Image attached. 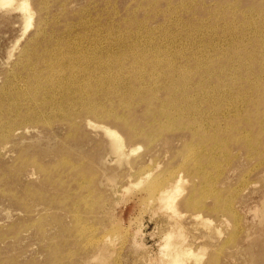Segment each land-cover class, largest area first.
I'll list each match as a JSON object with an SVG mask.
<instances>
[{
    "label": "rangeland",
    "instance_id": "rangeland-1",
    "mask_svg": "<svg viewBox=\"0 0 264 264\" xmlns=\"http://www.w3.org/2000/svg\"><path fill=\"white\" fill-rule=\"evenodd\" d=\"M211 1L212 0H186V1L185 0L184 1L183 0H178V1L177 0H168V1L167 0H156V1L155 0H133V1L132 0H53V1L52 0H49V1L48 0H28L29 8L33 11V13L35 12L36 13L33 15V27L30 28L24 35H23V22L21 19V13L17 11L6 12L0 9V126H1L0 131L3 132L5 130L3 134L0 132V146H2V142L4 141V138L6 141H13L10 147L4 150L0 148V177H1L0 178V188L2 187L0 189V239H1L0 240V264H159L160 260L162 261L164 259V258L163 259L161 258L160 248L165 241L163 240L165 234L169 232L170 224H171L170 229L174 228L176 224L180 225V227L183 226L185 230L182 228L181 229L184 230L183 232L185 234L184 233L183 234L185 237L184 239L182 238L180 239L181 242H183V244L187 246H191L192 250L196 253L198 252L197 255L200 256L198 257L196 255L197 258L193 257L192 259H190V261H188L187 264H198V261L202 263L203 260H204L203 264H213V263L214 264H264V221H263L264 220V145H263L264 144V118H263L264 116V93H263L264 92V89H263L264 87V76H263L264 74V71H263L264 70V67H263L264 66L263 65L264 64V45H262L264 44V37H263L264 35H262L264 33L263 32L264 31V0H261V2L258 0H216V1L213 0V2ZM46 2H48L47 6H46ZM232 2L234 4H232ZM182 3H184V5ZM223 3L226 7L223 5ZM169 4L171 6H169ZM251 5H253V7ZM143 6L146 7V9H144ZM220 6L221 8H219ZM230 6L233 8H231ZM42 7L43 8L47 7V8H45L46 10L45 9L43 10ZM103 8H105L106 11ZM110 9L112 11H110ZM185 9H188V10L190 9V10L189 11L187 10L186 12ZM257 9H260V10H257ZM180 11L182 13H179ZM219 11L221 12L219 13ZM37 12H40V13H37ZM175 13L177 14L175 15ZM220 14H223V15H220ZM260 14L263 16H261ZM174 15L178 18L175 19L176 17ZM194 15L197 17V19ZM247 16H249L248 17L249 19L247 18ZM168 17H170V19ZM183 18H184L185 23H183ZM223 18L224 20H226V22L223 20ZM231 18L233 20H231ZM220 19H221V22H220ZM241 19L244 20L243 23ZM137 22L139 23L137 24ZM223 22L224 24H222ZM239 23H240V26H239ZM200 24L202 26V29L200 28L201 30L199 29V27H201ZM242 24L244 26H242ZM144 25H147V26H144ZM230 25H231V28H229ZM227 27L229 28V30ZM238 27L240 28V30L238 29ZM248 27L251 28L252 30L251 29L249 30ZM254 28L255 29L257 28V29L255 30ZM225 30H228V31H225ZM241 30L244 33V36H246L245 38L248 37L247 39L244 38ZM137 31L139 32V35ZM221 31H222V34H221ZM214 33L219 34V35H215ZM227 33H230V34H227ZM236 35L239 39L235 37ZM249 35L251 36L253 35V37ZM218 36L222 37L223 39ZM225 36H226V40H225ZM200 37H202V39ZM241 37L243 38L241 39ZM257 37L259 39L256 40ZM230 39L231 41H229ZM244 39L247 41H245ZM32 41H34V43ZM209 41H212V43ZM217 41H220V42H217ZM208 42L211 44V46ZM233 42H236V43H233ZM249 44L250 46H248ZM77 45L80 46V51L82 50L81 51L82 54H87V52H89V54H87V56H89L88 57L89 58L88 63L90 62L89 64L88 63H83L81 65L79 64L78 68H70L67 70L68 68L66 67L68 65L67 62L58 64V63H55L53 59L51 58L49 60V56L47 55L49 54V52L51 53L53 51H57V52L61 51L60 53L64 55L69 54V53H70L69 55H72L73 53H75V47ZM231 46H232V49H231ZM256 46L258 47L256 48ZM14 47H15L14 49L15 52L13 51V56L9 57V52ZM28 49L30 50V52ZM245 49L247 50L245 51ZM191 50L195 53H193ZM261 50L263 52H260ZM156 53L158 54L160 53V56L161 55L167 56L170 60H169L168 65H166L165 67L163 66L159 67L160 69L157 68V71H155V73L161 76L163 75L165 71H167V69L170 71L174 70L176 72L173 71L174 73L173 77H176L174 78L176 80H178L177 77L180 76L181 78V76L186 73L187 75H185V78H186V81L188 82L187 85L192 87L189 93L187 94V96L192 97V98L196 97L197 99L200 96L199 98L201 99H198L200 102L199 101L197 102H199L202 109L199 108L200 110L198 109V113L199 114L201 112L203 113L199 115L196 109L195 110L191 109L193 112L191 111L188 112V110H186L185 112L182 110L173 111V110H170V106L163 105L164 104L163 100H161L162 104L156 103V102L154 103V106H153L154 109L156 110L163 109L164 111L167 109L168 110L167 112H169L170 114L169 113L167 115L165 114L164 117L154 116L148 119L147 116H144L145 110L141 106H138L136 108L133 107L134 109L132 108V110H130L129 112L128 109H126L123 105H118L119 103L117 102L119 101L120 96L122 97L125 94H127V90H126L127 88L125 89V87H127L126 84L128 85L131 82L133 71L140 68V61H143V59L145 58L151 59V57H153ZM35 54L41 55L39 60H42V57H43L44 67L42 68L39 67L40 62L39 60L34 59ZM246 54H248L249 56ZM92 55H94L95 58L91 57ZM241 56L243 57V59ZM107 58L111 60L113 59L119 60V63L115 62L116 64L106 71L99 64H101ZM214 58H215V61H214ZM184 59L185 61H187L186 63L184 62ZM17 60H19L20 63ZM237 60H238V63H237ZM130 61L132 62L130 63ZM190 61L192 63H190ZM55 64L57 65V68H58L57 70H52L49 68L44 69L47 65L52 66ZM229 64L230 65L233 64V65L230 66ZM12 65L15 68H13ZM179 65H180V68H179ZM190 67H193V68H190ZM249 67H252V68H249ZM93 68L94 70L91 71ZM201 68H203V70H201ZM40 69H43V71ZM84 69L88 71L90 70L91 72L90 76L92 75L91 77L97 78L99 76H103L107 74H109L108 76H114L115 80L112 82V85L111 84L109 85L111 87L109 90H112L115 94V95L113 94L114 98L112 99V101L109 102L107 98L102 96V93L104 91L103 92L99 91L96 93L95 101H93L94 100L93 99L92 102L91 103L89 102L88 105L82 104V106L81 105L78 106L73 111L74 112L73 113L74 116L72 115L73 118L71 117L70 119H65L64 116L60 114L61 111H56L55 109L52 110L50 113H49V110H48V113L46 112L44 113V110L42 111L40 109L37 110L38 106H36V104L40 103V101H36V102L31 101L30 100L31 93L26 89L29 76L33 78L32 79L33 83H36L38 81H39L38 82L39 84L42 83L41 92H44V91H47L49 93L56 92L57 95L58 94L61 95L60 88H57L55 86L53 87V85L47 86L46 84H44L45 83L44 80L46 79H47L46 81L52 80V82L56 84V79L61 80L62 78H64V79L73 80L75 82L80 80L81 81L80 83H82V81H84L83 79H86V76L87 78H89V75L87 74L86 71L84 72ZM144 69H146L147 71L148 70L150 71L151 68L149 69V67L144 66ZM248 70L250 71L248 72ZM38 73H40L39 76H37ZM47 73H48V77L46 76ZM72 73H74V75ZM75 73L77 75H75ZM44 76L47 78H45ZM72 76H74L75 78L73 79ZM223 77L227 81L224 80ZM96 78L89 80L92 86L95 85L94 81L96 80ZM209 79H210V82H209ZM248 80H249V83L247 85L246 82H248ZM250 80L252 82H250ZM29 81L31 80L29 79ZM204 82L206 84H202ZM234 82H237V83H234ZM212 83L213 85H211ZM220 84L221 85L223 84V85L221 86ZM241 84L244 87H242ZM250 84L252 85L250 86ZM203 85H206V87ZM164 86L165 85L163 84V87ZM209 86H211L212 88ZM231 86H233L234 89ZM56 89H58V92ZM159 89L160 88L153 89L154 90L153 94L156 98L158 97V99H163L164 97L167 98L169 96L168 95L166 97L165 93L163 91H160L162 89L160 90ZM220 89L223 91H221ZM244 89H246L247 91ZM122 90H125V91H122ZM214 92L216 95L214 94ZM246 92H248L250 95L247 94ZM118 93H119V96H118ZM241 93L242 95H240ZM218 94H220L219 97L222 95L221 99L218 97ZM211 95L212 96L214 95V96L212 97ZM99 96H100V99H99ZM36 97L37 99L39 98V96H36ZM103 97L105 98V100H103L104 99ZM214 97L218 100H216ZM210 98L212 101L210 100ZM237 100L239 101V103ZM219 101L221 102L220 103L221 105L219 104ZM108 102L110 103V105ZM111 102L116 103V104L111 105L112 104ZM224 102H226L225 103L226 105L224 104ZM231 103H232V106H231ZM227 104H230V106H227ZM94 106H97V108H99V109H96V112H94L95 115L92 113H89L85 109L87 107H88L87 109H90V108H93ZM111 106L113 107L111 108ZM163 106L165 108H163ZM217 106L218 108H216ZM237 106L239 107L237 108ZM64 107L68 109L67 106H63L62 113H66V111H68ZM226 107L231 108V109L233 108V109L231 111L229 110L230 111L229 112L228 109L227 110L225 109ZM240 107L241 108L243 107L242 110ZM110 109L111 111L113 110L112 113ZM214 110L215 111L217 110V111L215 112ZM253 110H257V111L253 112ZM104 111L108 113L105 112L104 114L103 113ZM224 111L225 113H223ZM6 112L7 113L9 112V113L7 114ZM185 113L187 114L185 115ZM227 113H231V114L229 115ZM236 113H238L239 116ZM76 114H77V118L75 117ZM173 114L175 115L174 116L175 120L172 118ZM209 114H210V117L208 118ZM5 115H7V117L9 116L8 119ZM16 115L17 116L19 115V116L17 117ZM93 115L96 116V118ZM131 115H134V116H131ZM195 115L198 117L200 116V118L201 117L202 118L201 119L196 118ZM226 115L227 116L229 115V117H227ZM47 116H50V117H47ZM59 116L61 117L59 118ZM135 116H137V118ZM27 117L29 119L28 120L26 119V121L24 122L25 118ZM37 117H39V120ZM57 117L59 118L60 121L58 120ZM80 117L82 119H79ZM107 117L108 119H104ZM115 117H116V120L114 119ZM86 120L93 122V124L96 123L95 124L96 126L104 125L112 129L116 128L115 130L123 137L125 145L127 147L135 148L136 146L141 145V147L138 146L140 148L138 152L135 153L137 155L134 154L135 156H130L129 159H126L128 161L127 164L129 163L130 166L126 164L125 162L126 160L114 162L115 157L110 152L109 143H108L106 136L101 132V130L87 126ZM204 120H207L208 124L206 123V121L204 122ZM2 122L4 125L2 124ZM9 122L11 125L8 124ZM73 122L75 123L73 124ZM194 122H197L198 124ZM180 123L182 125H179ZM220 123L221 125H218ZM233 123H235L236 125H234ZM163 124H165V126ZM175 125H177L178 127ZM212 125H215V126H212ZM250 125H253V126L249 128ZM158 126H160L159 127L160 129L158 128ZM168 126L169 127L171 126L170 130L169 128L167 129ZM216 126L218 128H216ZM219 126H221V128ZM17 127L20 130H17L18 129ZM68 127H71V128H68ZM134 127L135 129H133ZM190 128H192L191 131H190ZM227 129L230 131H227ZM26 130L27 131L29 130L28 133H25ZM148 130L150 134L148 133ZM177 130H180V131H177ZM217 130L220 132L216 133L218 132ZM8 133L10 136H8ZM66 133L69 134L68 137ZM159 133L161 135H159ZM209 134L211 135L209 136ZM214 134L216 137L214 136ZM199 137L200 138L203 137V138L199 139ZM240 137H241V140H240ZM258 137H260V139ZM222 138H224V140ZM249 139L250 141H252L251 143L250 141H248ZM19 140H22L23 142ZM213 140L215 141V143ZM259 141L261 143H258ZM219 142L221 143L223 142V143L220 144ZM20 143H22L23 145ZM191 143L192 145L190 146ZM254 143H256L257 145ZM224 144L226 145V147ZM202 146H206V147L203 148ZM141 148L143 149L141 150ZM219 148H221L223 151ZM218 150L219 152H217ZM229 150H230V153L232 152L231 154L229 153ZM221 153H223V155H221ZM35 154L36 156H34ZM200 154H201V157L198 156ZM253 154H256V155H253ZM112 158H113V161H112ZM206 158L207 159L209 158L208 161ZM225 159L227 160L228 163L226 162ZM216 160L219 162H217ZM254 163L256 164L254 165ZM38 164H41V165H38ZM156 165L158 169L156 168ZM131 166L132 168H130ZM148 166L150 168L153 167L152 168L153 171H151L152 169H150ZM222 166L223 167L225 166V167L223 168ZM70 168H72V170ZM154 168L157 169L155 170V172H154ZM187 168L188 169L190 168V169L188 170ZM198 168L199 170H202L201 172L202 174L200 175L196 173L198 171ZM130 169H131V172H130ZM215 169L217 171H215ZM169 170L175 171L176 173L180 172L178 176L182 174V178L180 176L182 181H183V178L184 180L188 179L187 181L183 182L185 184V187L183 186L184 184L181 182V184H183L182 191L185 188V191H184L185 193L181 191V194L182 193L183 194L180 195L181 198L179 197L180 199L178 198V200L176 201L177 202L176 208L180 211L179 213L182 216L173 215L171 211H168V210L167 211H165L164 209L162 210V207L160 206V204L156 200H153L155 198V195L145 191L144 183L137 182L139 181V179L141 181V178H143L145 175L151 176L150 178L148 177L149 179L146 181H149L150 179H152L153 176H155V174L156 176H158L159 173H162L161 175L163 177L164 175L170 172ZM247 170L249 171V173L246 172ZM64 172L66 173V175ZM147 173H150V174H147ZM135 175H138V176H135ZM139 176H142V177H139ZM218 176H219V180H218ZM211 177H214V178H211ZM128 179L130 180V182ZM240 179L242 181H240ZM107 180L111 182H108ZM256 180H259V181L257 182ZM105 181L107 182L105 183ZM135 181L136 183H132ZM61 182H63L62 185H61ZM87 183L89 186L86 185ZM137 183H139V185H136ZM140 184L141 185L143 184V186H141ZM237 184L240 185V186L238 185L240 188L236 186ZM128 185H132L133 187L132 186L130 187ZM111 186L113 187L111 188ZM222 187L223 189H221ZM123 189H125V191ZM203 189L204 191H206V193L205 192L201 193ZM3 190L5 193L3 192ZM14 190L16 191L14 192ZM25 190L28 192H25ZM142 190L145 192H143ZM239 190L240 192H238ZM217 191H218V194H217ZM88 192H89V195H86L88 194ZM62 194L63 196H61ZM68 194L70 195V197L67 196ZM215 194L217 198H215L216 197ZM228 197L229 199H227ZM185 198L187 199L185 200ZM207 198L210 200H208ZM80 199H81V202H80ZM90 199L92 202L90 201ZM196 199L198 200V202ZM96 200L98 201L96 202ZM93 201L95 203H93ZM150 201H156V202L152 203ZM88 204L90 205L92 204V205L88 206ZM214 205H215V208H214ZM187 206H189V208H186ZM190 206H193V207H190ZM202 206L204 207L202 208ZM205 207L208 210L204 209ZM220 207L222 209H219ZM224 207L227 210L226 209L223 210ZM72 209H73V212H72ZM215 209L216 211L214 212L213 210ZM193 210L195 211L193 212ZM234 210L237 212H235ZM183 212L185 213L183 214ZM189 212L193 215L194 214L200 215V216L202 215L203 219L201 217H200L201 220L194 219V216L189 214ZM206 212L207 214H205ZM211 212L212 214H210ZM74 213L76 215H74ZM232 213L233 215L236 214L235 215L236 218L231 215ZM167 214L169 215V217H167L168 216ZM79 217L82 219H80ZM34 218L37 221H39L38 223L40 224L36 223L37 221ZM38 218H40L41 220L40 219L38 220ZM71 218L72 220H70ZM78 218L80 219L81 222L82 221L83 222L81 223L80 221H78L79 220ZM173 219L175 221H173ZM234 219H237V220L235 221ZM204 220H208V221L203 222ZM211 220L213 223L210 222ZM199 221L203 223H200ZM260 221L263 223H261ZM34 222L35 224H33ZM83 223H86V224L82 225ZM74 225H76L77 227ZM87 225H89L90 227ZM87 228H89V230ZM251 229L253 231H251ZM217 230L219 233L217 232ZM14 234L18 236L15 237ZM104 235H106V237ZM102 236L103 238L108 237V239H106L105 252L98 254V249H97L98 242H99L98 239L100 240ZM233 236L236 238H234ZM180 240L178 241L180 242ZM233 240H236V241L234 242ZM94 257H96V259ZM200 262L199 264H201Z\"/></svg>",
    "mask_w": 264,
    "mask_h": 264
},
{
    "label": "bare ground",
    "instance_id": "bare-ground-1",
    "mask_svg": "<svg viewBox=\"0 0 264 264\" xmlns=\"http://www.w3.org/2000/svg\"><path fill=\"white\" fill-rule=\"evenodd\" d=\"M49 1V0H48ZM53 1V0H52ZM133 1V0H132ZM156 1V0H155ZM168 1V0H167ZM178 1V0H177ZM184 1V0H183ZM186 1V0H185ZM216 1V0H215ZM258 1H260L261 2V0H258ZM65 2H67V1H65ZM110 2V1H109ZM108 2V3H109ZM141 2V1H140ZM200 2V1H199ZM202 2H204V1H202ZM211 2H213V0L211 1ZM40 3H42V2H40ZM114 3V2H113ZM128 3V2H127ZM135 3H136V1H135ZM152 3V2H151ZM150 3V4H151ZM156 3V2H155ZM180 3V2H179ZM191 3V2H190ZM193 3V2H192ZM228 3V2H227ZM45 4V3H44ZM63 4V3H62ZM72 4V3H71ZM112 4V3H111ZM130 4V3H129ZM139 4H141V3H139ZM171 4V3H170ZM169 4V6H171ZM183 5H184V3H182ZM203 4V3H202ZM210 4V3H209ZM215 4V3H214ZM231 4V3H230ZM232 4H234L233 2H232ZM240 4V3H239ZM41 5V4H40ZM48 5V2H46V6ZM61 5V4H60ZM106 5V4H105ZM126 5V4H125ZM176 5H178V4H176ZM189 5V4H188ZM192 5V4H191ZM208 5V4H207ZM223 5H224V3H223ZM45 6V5H44ZM115 6V5H114ZM114 6H113V8H114ZM140 6V5H139ZM139 6H137V7H139ZM175 6V5H174ZM186 6V5H185ZM218 6H219V4H218ZM225 6V5H224ZM228 6V5H227ZM235 6V5H234ZM252 7H253V5H251ZM144 7V6H143ZM149 7H150V5H149ZM152 7H153V5H152ZM155 7V6H154ZM160 7V6H159ZM180 7V6H179ZM178 7V8H179ZM226 7V6H225ZM231 7V6H230ZM238 7H239V5H238ZM237 7V8H238ZM247 7V6H246ZM256 7V6H255ZM40 8V7H39ZM43 8V7H42ZM45 8H47V7H45ZM45 8H43V10L45 9ZM62 8V7H61ZM65 8V7H64ZM63 8V9H64ZM112 8V7H111ZM117 8V7H116ZM141 8V7H140ZM174 8V7H173ZM176 8V7H175ZM177 8V9H178ZM181 8V7H180ZM184 8V7H183ZM190 8V7H189ZM192 8H193V6H192ZM219 8H221V6L219 7ZM231 8H233V7H231ZM0 9L1 10H3V11H6V12H12V11H17V12H19V13H21V19H22V22H23V35L30 29V28H32L33 27V15L36 13H33V11L29 8V3H28V0H0ZM104 10H105V8H103ZM144 9H146V7H144ZM168 9V8H167ZM177 9H176V11H177ZM217 9V8H216ZM226 9V8H225ZM235 9V8H234ZM240 9V8H239ZM247 9H249V8H247ZM34 10V9H33ZM46 10V9H45ZM48 10H49V8H48ZM114 10H116V9H114ZM179 10V9H178ZM186 10V12H187V10L188 9H185ZM190 10V9H189ZM188 10V11H189ZM209 10V9H208ZM220 10V9H219ZM224 10V9H223ZM228 10H230V9H228ZM244 10H245V8H244ZM257 10H260V9H257ZM257 10H256V12H257ZM262 10V9H261ZM35 11H37V10H35ZM58 11V10H57ZM106 11V10H105ZM110 11H112L111 9H110ZM125 11V10H124ZM147 11V10H146ZM182 11V10H181ZM179 12V13H182V12ZM210 11V10H209ZM225 11V10H224ZM232 11V10H231ZM235 11V10H234ZM249 11V10H248ZM253 11V10H252ZM109 12V11H108ZM116 12V11H115ZM136 12V11H135ZM185 12V13H186ZM221 11H219V13H220ZM236 12V11H235ZM234 12V13H235ZM262 12V11H261ZM37 13H40V12H37ZM134 13V12H133ZM156 13V12H155ZM160 13V12H159ZM168 13V12H167ZM178 13V12H177ZM177 13H175V15L177 14ZM178 13V14H179ZM214 13V12H213ZM233 13V14H234ZM237 13V12H236ZM242 13H244V12H242ZM247 13V12H246ZM250 13V12H249ZM253 13V12H252ZM251 13V14H252ZM51 14V13H50ZM53 14V13H52ZM157 14V13H156ZM172 14V13H171ZM210 14V13H209ZM225 14V13H224ZM258 14V13H257ZM48 15V14H47ZM59 15V14H58ZM145 15V14H144ZM147 15V14H146ZM174 15V16H175ZM219 15V14H218ZM220 15H223V14H220ZM232 15V14H231ZM245 15V14H244ZM247 15V14H246ZM261 15V14H260ZM259 15V16H260ZM41 16V15H40ZM60 16V15H59ZM136 16V15H135ZM178 16V15H177ZM195 16V15H194ZM215 16V15H214ZM214 16H212V17H214ZM217 16V15H216ZM254 16V15H253ZM261 16H263V15H261ZM46 17V16H45ZM113 17V16H112ZM155 17H156V15H155ZM176 17V16H175ZM196 17V16H195ZM207 17V16H206ZM218 17V16H217ZM235 17V16H234ZM234 17H232V18H234ZM249 16H247V18H248ZM111 18V17H110ZM141 18V17H140ZM165 18V17H164ZM169 19H170V17H168ZM178 17H176L175 19H177ZM220 18V17H219ZM231 18V20H233ZM244 18V17H243ZM246 18V17H245ZM246 18V19H247ZM151 19V18H150ZM153 19V18H152ZM196 19H197V17H196ZM207 19V18H206ZM249 19V18H248ZM257 19V18H256ZM45 20V19H44ZM58 20H59V18H58ZM123 20V19H122ZM147 20V19H146ZM182 20V19H181ZM186 20V19H185ZM202 20V19H201ZM212 20V19H211ZM223 20H224V18H223ZM231 20H230V22H231ZM242 20V19H241ZM38 21V20H37ZM111 21H112V19H111ZM110 21V22H111ZM148 21V20H147ZM151 21H153V20H151ZM165 21V20H164ZM167 21V20H166ZM175 21V20H174ZM173 21V22H174ZM199 21V20H198ZM207 21V20H206ZM210 21V20H209ZM225 22H226V20H224ZM228 21V20H227ZM243 21L244 20H242V23H243ZM250 21H252V20H250ZM249 21V22H250ZM261 21V20H260ZM44 22H46V21H44ZM114 22V21H113ZM131 22V21H130ZM143 22V21H142ZM161 22V21H160ZM172 22V21H171ZM179 22V21H178ZM217 22V21H216ZM220 22H221V19H220ZM229 22V23H230ZM235 22H236V20H235ZM257 22V21H256ZM43 23V22H42ZM136 23V22H135ZM139 22H137V24H138ZM145 23V22H144ZM147 23V22H146ZM181 23V22H180ZM183 23H185L184 22V18H183ZM191 23V22H190ZM192 23H193V21H192ZM214 23V22H213ZM234 23V22H233ZM232 23V24H233ZM238 23V22H237ZM260 23V22H259ZM45 24V23H44ZM159 24V23H158ZM174 24V23H173ZM188 24V23H187ZM198 24V23H197ZM196 24V25H197ZM202 24V23H201ZM201 24H200V26H201ZM205 24V23H204ZM209 24V23H208ZM207 24V25H208ZM222 24H224V22L222 23ZM228 24V23H227ZM254 24V23H253ZM16 25V24H15ZM140 25V24H139ZM162 25H163V23H162ZM166 25V24H165ZM180 25V24H179ZM186 25V24H185ZM199 25V24H198ZM229 25V24H228ZM255 25V24H254ZM46 26V25H45ZM144 26H147V25H144ZM176 26V25H175ZM204 26V25H203ZM218 26V25H217ZM216 26V27H217ZM224 26V25H223ZM222 26V27H223ZM234 26V25H233ZM239 26H240V23H239ZM242 26H244L243 24H242ZM247 26V25H246ZM260 26V25H259ZM36 27V26H35ZM138 27V26H137ZM150 27V26H149ZM154 27V26H153ZM156 27V26H155ZM164 27V26H163ZM191 27V26H190ZM189 27V28H190ZM196 27V26H195ZM205 27H206V25H205ZM208 27V26H207ZM210 27V26H209ZM220 27H221V25H220ZM236 27V26H235ZM250 27H251V25H250ZM253 27H255V26H253ZM262 27V26H261ZM40 28V27H39ZM139 28V27H138ZM161 28H162V26H161ZM171 28V27H170ZM174 28V27H173ZM176 28V27H175ZM192 28H193V26H192ZM202 29V26L201 27H199V29ZM228 28V27H227ZM226 28V29H227ZM229 28H231V25H230V27ZM229 28H228V30H229ZM249 28V27H248ZM247 28V29H248ZM258 28V27H257ZM256 28V29H257ZM150 29H152V28H150ZM164 29V28H163ZM162 29V30H163ZM169 29V28H168ZM191 29V28H190ZM200 29V30H201ZM208 29V28H207ZM212 29V28H211ZM225 29V28H224ZM238 29L240 30V28L238 27ZM241 29H242V27H241ZM251 28H249V30H250ZM255 29V28H254ZM255 29V30H256ZM263 29V28H262ZM44 30V29H43ZM139 30H141V29H139ZM145 30V29H144ZM160 30V29H159ZM166 30V29H165ZM164 30V31H165ZM177 30H178V28H177ZM195 30H196V28H195ZM194 30V31H195ZM228 30H225V31H228ZM234 30H235V28H234ZM252 30V29H251ZM37 31V30H36ZM40 31H42V30H40ZM143 31V30H142ZM153 31V30H152ZM213 31V30H212ZM216 31V30H215ZM45 32V31H44ZM138 32V31H137ZM158 32V31H157ZM181 32V31H180ZM201 32V31H200ZM211 32V31H210ZM229 32H231V31H229ZM234 32V31H233ZM241 32H242V30H241ZM262 32V31H261ZM264 32V31H263ZM34 33V32H33ZM42 33V32H41ZM155 33H156V31H155ZM178 33H179V31H178ZM203 33V32H202ZM236 33V32H235ZM243 33V32H242ZM248 33V32H247ZM251 33V32H250ZM249 33V34H250ZM255 33V32H254ZM257 33V32H256ZM32 34V33H31ZM38 34V33H37ZM163 34V33H162ZM194 34V33H193ZM201 34V33H200ZM207 34V33H206ZM215 34V33H214ZM221 34H222V31H221ZM225 34V33H224ZM223 34V35H224ZM227 34H230V33H227ZM259 34V33H258ZM33 35V34H32ZM108 35V34H107ZM106 35V36H107ZM138 35H139V32H138ZM215 35H219V34H215ZM233 35H234V33H233ZM240 35H242V34H240ZM240 35H239V37H240ZM246 35V34H245ZM248 35V34H247ZM262 35H264V33L262 34ZM261 35V36H262ZM39 36V35H38ZM44 36H45V34H44ZM110 36V35H109ZM157 36V35H156ZM189 36V35H188ZM209 36V35H208ZM212 36V35H211ZM222 36V35H221ZM227 36V35H226ZM226 36H225V40H226ZM243 36H244V33H243ZM249 36H251V35H249ZM256 36V35H255ZM259 36V35H258ZM145 37V36H144ZM158 37V36H157ZM160 37V36H159ZM205 37V36H204ZM215 37V36H214ZM218 37H220V36H218ZM232 37V36H231ZM230 37V38H231ZM235 37H237V35L235 36ZM234 37V38H235ZM246 36H244V38H245ZM251 37H253V35L251 36ZM264 37V36H263ZM33 38V37H32ZM32 38H31V40H32ZM37 38V37H36ZM201 39H202V37H200ZM210 38V37H209ZM213 38V37H212ZM220 38H222V37H220ZM233 38V37H232ZM238 38V37H237ZM243 37H241V39H242ZM248 38V37H247ZM247 38H245V39H247ZM157 39V38H156ZM186 39V38H185ZM192 39V38H191ZM223 39V38H222ZM239 39V38H238ZM244 39V40H245ZM250 39V38H249ZM257 39H259L258 37L256 38V40ZM21 40H22V38H21ZM20 40V41H21ZM26 40V39H25ZM161 40V39H160ZM177 40V39H176ZM181 40V39H180ZM189 40V39H188ZM188 40H187V42H188ZM205 40V39H204ZM210 40H212V39H210ZM215 40V39H214ZM237 40V39H236ZM252 40V39H251ZM35 41V40H34ZM34 41H32L33 43H34ZM56 41V40H55ZM107 41V40H106ZM158 41V40H157ZM206 41V40H205ZM207 41H208V39H207ZM229 41H231V39L229 40ZM232 41H233V39H232ZM235 41V40H234ZM245 41H247V40H245ZM244 41V42H245ZM250 41V40H249ZM261 41H263V40H261ZM25 42V41H24ZM191 42V41H190ZM199 42V41H198ZM209 42H211L212 43V41H209ZM208 42V43H209ZM214 42V41H213ZM217 42H220V41H217ZM238 42H240V41H238ZM252 42V41H251ZM147 43V42H146ZM154 43V42H153ZM196 43V42H195ZM233 43H236V42H233ZM243 43V42H242ZM246 43H248V42H246ZM255 43V42H254ZM263 43V42H262ZM92 44V43H91ZM194 44V43H193ZM210 44V43H209ZM258 44H260V43H258ZM17 45V44H16ZM22 45V44H21ZM190 45V44H189ZM196 45V44H195ZM198 45V44H197ZM213 45V44H212ZM236 45V44H235ZM243 45V44H242ZM245 45V44H244ZM262 45H264V44H262ZM26 46V45H25ZM30 46V45H29ZM64 46V45H63ZM148 46V45H147ZM210 46H211V44H210ZM215 46H216V44H215ZM248 46H250V44L248 45ZM17 47V46H16ZM238 47H239V45H238ZM258 46H256V48H257ZM26 48V47H25ZM25 48H23V49H25ZM229 48V47H228ZM245 48V47H244ZM14 49H15V47L14 48H12V50L9 52V57H11V56H13V51H14ZM48 49V48H47ZM53 49V48H52ZM57 49V48H56ZM64 49H65V47H64ZM193 49V48H192ZM206 49V48H205ZM225 49V48H224ZM231 49H232V46H231ZM242 49V48H241ZM261 49V48H260ZM27 50V49H26ZM29 50V49H28ZM63 50V49H62ZM212 50V49H211ZM227 50V49H226ZM229 50V49H228ZM247 49H245V51H246ZM255 50V49H254ZM17 51V50H16ZM50 51V50H49ZM52 51V50H51ZM66 51V50H65ZM71 51V50H70ZM82 51V50H81ZM80 51V46H76L75 47V53H73L72 55H69V54H66V55H64V54H62V53H60L61 51H59V52H57V51H53V52H49V54H47L48 56H49V60H50V58L51 59H53V61L55 62V63H58V64H61V63H64V62H67L68 63V65L66 66V67H68L67 68V70L68 69H70V68H78L79 66V64L81 65V64H83V63H88V60H89V56H87V54H89V52H87V54H82V52ZM138 51V50H137ZM192 51V50H191ZM191 51H190V53H191ZM215 51V50H214ZM231 51V50H230ZM238 51H239V49H238ZM15 52V51H14ZM21 52V51H20ZM29 52H30V50H29ZM36 52V51H35ZM96 52V51H95ZM193 52V51H192ZM207 52H208V50H207ZM243 52H244V50H243ZM253 52H255V51H253ZM260 52H263L262 50L260 51ZM28 53V52H27ZM27 53H25V54H27ZM46 53V52H45ZM44 53V54H45ZM193 53H195V52H193ZM229 53H231V52H229ZM232 53H233V51H232ZM250 53V52H249ZM248 53V54H249ZM31 54V53H30ZM41 54H42V52H41ZM93 54V53H92ZM219 54V53H218ZM237 54V53H236ZM248 54H246V55H248ZM252 54H254V53H252ZM261 54V53H260ZM259 54V55H260ZM33 55H34V53H33ZM144 55V54H143ZM151 55V54H150ZM222 55V54H221ZM239 55V54H238ZM257 55V54H256ZM20 56V55H19ZM24 56V55H23ZM109 56V55H108ZM119 56V55H118ZM127 56H129V55H127ZM217 56V55H216ZM223 56V55H222ZM249 56V55H248ZM258 56V55H257ZM16 57V56H15ZM40 57H41V55L40 54H35V57H34V59H36V60H39L40 59ZM91 57H94V55H92ZM106 57V56H105ZM145 57V56H144ZM176 57V56H175ZM174 57V58H175ZM211 57V56H210ZM210 57H209V59H210ZM232 57V56H231ZM234 57V56H233ZM237 57V56H236ZM242 57V56H241ZM247 57V56H246ZM251 57H253V56H251ZM250 57V58H251ZM19 58V57H18ZM21 58V57H20ZM32 58V57H31ZM30 58V59H31ZM95 58V57H94ZM94 58H93V60H94ZM134 58H136V57H134ZM154 60H153V59ZM179 58V57H178ZM182 58V57H181ZM227 58V57H226ZM228 58H230V57H228ZM22 59V58H21ZM20 59V60H21ZM29 59V58H28ZM236 59V58H235ZM239 59V58H238ZM241 59V58H240ZM242 59H243V57H242ZM246 59V58H245ZM248 59V58H247ZM24 60V59H23ZM114 60V61H113ZM113 60H111V59H105V61H103L101 64H99V65H101V67L104 69V70H108V69H110L113 65H115L116 63H119V60H115V59H113ZM124 60V59H123ZM132 60V59H131ZM138 60V59H137ZM169 58L167 57V56H160V53L158 54V53H156L153 57H151V59L150 58H145V59H143V61H140V68L139 69H136V70H134L133 71V74H132V80H131V82L127 85L126 84V86L127 87H125V89L127 90V94H125L124 96H120V99H119V101L117 102V103H119L118 105H123L126 109H128V111L130 112V110H132V108L134 107V108H136V107H138V106H141V107H143V109L145 110V112H144V116H147L148 117V119L150 118V117H157V116H162V117H164V115L166 114H168L169 112H167L168 110L166 109L165 111L163 110V109H160V110H156V109H154V103L156 102V103H160V104H162L161 103V100H163V105H165V106H170V110H182V111H186V110H188V112L189 111H191V112H193L191 109H196V111H197V113H198V109L199 108H201V106H200V104H199V100L198 99H201V98H199L198 97V99L195 97V98H192V97H189V96H187V94L189 93V91L191 90V88L192 87H190V86H188L187 85V81H186V78H185V75H187L185 72H183V73H185V74H183L182 76H181V78H180V76L179 77H177L178 78V80H176V79H174V78H176V77H173V71H170V70H168L167 69V71H165L164 73H163V75H161V76H159V74H156L155 73V71H157V68H159V67H165L166 65H168L169 64ZM181 60H183V59H181ZM219 60H221V59H219ZM227 60V59H226ZM229 60V59H228ZM231 60H233V59H231ZM260 60V59H259ZM259 60H258V62H259ZM261 60H262V58H261ZM17 61H19V60H17ZM52 61V62H53ZM175 61V60H174ZM194 61V60H193ZM204 61V60H203ZM214 61H215V58H214ZM243 61V60H242ZM23 62V61H22ZM39 62H40V65H39V67L40 68H42V67H44V59H43V57H42V60H39ZM49 62V61H48ZM95 62V61H94ZM116 62V63H115ZM124 62V61H123ZM132 61H130V63H131ZM184 62L186 63L187 61H185V59H184ZM219 62V61H218ZM234 62V61H233ZM236 62V61H235ZM245 62V61H244ZM256 62V61H255ZM19 63H20V61H19ZM18 63V64H19ZM31 63V62H30ZM29 63V64H30ZM50 63V62H49ZM48 63V64H49ZM90 63V62H89ZM88 63V64H89ZM179 63V62H178ZM190 63H192L191 61H190ZM232 63V62H231ZM237 63H238V60H237ZM243 63V62H242ZM241 63V64H242ZM248 63H249V61H248ZM251 63V62H250ZM45 64H46V62H45ZM139 64V63H138ZM194 64H195V62H194ZM198 64V63H197ZM226 64V63H225ZM234 64V63H233ZM233 64H231V65H233ZM258 64V63H257ZM119 65V64H118ZM121 65V64H120ZM177 65V64H176ZM187 65V64H186ZM230 65V64H229ZM230 65V66H231ZM250 65V64H249ZM248 65V66H249ZM260 65H261V63H260ZM264 65V64H263ZM16 66V65H15ZM22 66V65H21ZM24 66H25V64H24ZM27 66V65H26ZM144 66L145 67H149V69H150V71L148 70H146V69H144ZM174 66V65H173ZM188 66V65H187ZM213 66H214V64H213ZM229 66V67H230ZM235 66V65H234ZM12 67H13V65H12ZM23 67V66H22ZM29 67V66H28ZM97 67H98V65H97ZM132 67V66H131ZM137 67V66H136ZM178 67V66H177ZM194 67V66H193ZM193 67H190V68H193ZM222 67V66H221ZM228 67V66H227ZM264 67V66H263ZM13 68H15V67H13ZM19 68V67H18ZM36 68V67H35ZM52 69V70H57L58 68H57V65L55 64V65H47L44 69ZM83 68V67H82ZM95 68V67H94ZM94 68L91 70V71H93L94 70ZM130 68V67H129ZM179 68H180V65H179ZM216 68V67H215ZM238 68V67H237ZM241 68V67H240ZM249 68H252V67H249ZM259 68V67H258ZM61 69V68H60ZM80 69V68H79ZM160 69V68H159ZM173 69V68H172ZM228 69V68H227ZM233 69V68H232ZM245 69H247V68H245ZM25 70V69H24ZM29 70V69H28ZM35 70V69H34ZM40 70H42L43 71V69H40ZM52 70H51V72H52ZM72 70V69H71ZM96 70V69H95ZM176 70V69H175ZM193 70V69H192ZM201 70H203V68H201ZM211 70V69H210ZM219 70V69H218ZM66 71V70H65ZM64 71V72H65ZM77 71V70H76ZM81 71H82V69H81ZM87 72V74L89 75V78H87V76H86V79H83L84 81H82V83H80L81 81L80 80H78L77 82H75V81H73V80H69V79H64V78H62L61 80H57L56 78H57V76H56V84H54V82H52V80L51 81H46V80H44L45 81V83L44 84H46L47 86L48 85H53V87L55 86V87H57V88H60L61 89V95H57L56 94V92L55 93H49V92H47V91H44V92H41V89H42V87H41V84H39L38 82H36V83H33V81H32V77L31 76H29V78H28V84H27V86H26V89L31 93V97H30V100L31 101H33V102H36V101H40V103H38V104H36V106H38V109L37 110H44V113L46 112V113H48V110H49V113L52 111V110H56V111H61L60 112V114H62L63 116H64V118L65 119H70L71 117H72V115H73V111L78 107V106H82V104H84V105H88L89 104V102L91 103L92 102V100L93 101H95L96 99H95V96H96V93L97 92H99V91H101V92H103L102 93V96H104L105 98H107L108 99V101L110 102V101H112V99L114 98L113 96L115 95L114 94V92L112 91V90H109L111 87L109 86L110 84L112 85V82L115 80L114 79V76H108L109 74H107V75H103V76H99V77H91L90 76V74H91V72H90V70L88 71V70H86V69H84V72ZM125 71V70H124ZM129 71V70H128ZM178 71V70H177ZM181 71V70H180ZM217 71V70H216ZM231 71V70H230ZM247 71V70H246ZM250 70H248V72H249ZM251 71H253V70H251ZM260 71H261V69H260ZM264 71V70H263ZM33 72V71H32ZM50 72V71H49ZM61 72H63V71H61ZM98 72V71H97ZM96 72V73H97ZM126 72V71H125ZM174 72H176V71H174ZM194 72H195V70H194ZM226 72V71H225ZM240 72H241V70H240ZM247 72V73H248ZM41 73V72H40ZM40 73H38V75L37 76H39V74ZM71 73V72H70ZM77 73V72H76ZM75 73V75H77ZM79 73V72H78ZM222 73V72H221ZM228 73V72H227ZM245 73V72H244ZM254 73V72H253ZM64 74V73H63ZM62 74V75H63ZM73 75H74V73H72ZM80 74V73H79ZM119 74H121V73H119ZM218 74H220V73H218ZM224 74V73H223ZM234 74V73H233ZM251 74V73H250ZM56 75V74H55ZM71 75V74H70ZM193 75V74H192ZM203 75V74H202ZM237 75V74H236ZM236 75H235V77H236ZM239 75V74H238ZM242 75V74H241ZM47 77H48V73H47V75H46ZM51 76H52V74H51ZM64 76V75H63ZM131 76V75H130ZM176 76V75H175ZM191 76V75H190ZM196 76V75H195ZM208 76V75H207ZM206 76V77H207ZM212 76H213V74H212ZM216 76V75H215ZM227 76V75H226ZM253 76V75H252ZM263 76H264V74H263ZM45 77V76H44ZM47 77H45V78H47ZM54 77V76H53ZM60 77H62V76H60ZM68 77V76H67ZM73 77V79L75 78L74 76H72ZM71 77V78H72ZM121 77V76H120ZM192 77V76H191ZM219 77V76H218ZM228 77V76H227ZM240 77V76H239ZM254 77V76H253ZM35 78V77H34ZM42 78V77H41ZM44 78V79H45ZM49 78H50V76H49ZM69 78V77H68ZM96 78V80L94 81V83H95V85L94 86H92L91 85V83H90V81L89 80H91V79H95ZM200 78V77H199ZM220 78V77H219ZM224 78V77H223ZM238 78V77H237ZM247 78V77H246ZM249 78V77H248ZM255 78V77H254ZM29 79L31 80V81H29ZM43 79V78H42ZM52 79V78H51ZM78 79V78H77ZM127 79V78H126ZM131 79V78H130ZM217 79V78H216ZM222 79V78H221ZM239 79V78H238ZM242 79V78H241ZM261 79V78H260ZM36 80H38V79H36ZM49 80V79H48ZM203 80V79H202ZM218 80V79H217ZM224 80H226L225 78H224ZM251 80H252V78H251ZM250 80V82H252ZM254 80V79H253ZM42 81V80H41ZM40 81V82H41ZM53 81H54V79H53ZM222 81V80H221ZM227 81V80H226ZM232 81V80H231ZM241 81V80H240ZM198 82V81H197ZM209 82H210V79H209ZM208 82V83H209ZM233 82V81H232ZM231 82V83H232ZM93 83V84H94ZM122 83V82H121ZM125 83V82H124ZM216 83V82H215ZM219 83H220V81H219ZM231 83H230V85H231ZM234 83H237V82H234ZM247 83V85H248V83H249V80H248V82H246ZM123 84V83H122ZM163 84L165 85L164 87H163ZM193 84V83H192ZM202 84H206L205 82L204 83H202ZM121 85V84H120ZM211 85H213V83L211 84ZM221 85V84H220ZM219 85V86H220ZM223 85V84H222ZM221 85V86H222ZM252 84H250V86H251ZM115 86V85H114ZM199 86V85H198ZM203 86H205L206 87V85H203ZM240 86V85H239ZM241 86H242V84H241ZM249 86V87H250ZM258 86V85H257ZM162 87H163V89H162ZM208 87V86H207ZM209 87H211V86H209ZM226 87H228V86H226ZM231 87H233V86H231ZM242 87H244V86H242ZM50 88H52V87H50ZM157 89V88H160V89H162V90H160V91H163L164 93H165V95H166V97L167 98H163V99H158V97L156 98L155 96H154V90L153 89ZM196 88H197V86H196ZM204 88V87H203ZM212 88V87H211ZM220 88V87H219ZM223 88H224V86H223ZM222 88V89H223ZM247 88V87H246ZM258 88V87H257ZM260 88V87H259ZM215 89V88H214ZM218 89V88H217ZM233 89H234V87H233ZM232 89V90H233ZM240 89V88H239ZM255 89V88H254ZM263 89H264V87H263ZM57 90V92H58V89H56ZM212 90V89H211ZM210 90V91H211ZM221 90V89H220ZM225 90H226V88H225ZM238 90V89H237ZM236 90V91H237ZM244 90H246V89H244ZM250 90H251V88H250ZM249 90V91H250ZM256 90V89H255ZM122 91H125V90H122ZM159 91V92H160ZM203 91V90H202ZM221 91H223V90H221ZM247 91V90H246ZM253 91V90H252ZM251 91V92H252ZM101 92H100V94H101ZM121 92V91H120ZM201 92V91H200ZM205 92V91H204ZM209 92V91H208ZM212 92V91H211ZM227 92V91H226ZM258 92V91H257ZM261 92V91H260ZM18 93V92H17ZM124 93V92H123ZM203 93V92H202ZM229 93H230V91H229ZM247 94H249L248 92H246ZM264 93V92H263ZM262 93V94H263ZM114 94V95H113ZM160 94V93H159ZM193 94V93H192ZM192 94H191V96H192ZM196 94V93H195ZM214 94H215V92H214ZM228 94V93H227ZM239 94V93H238ZM256 94V93H255ZM156 95V94H155ZM216 95V94H215ZM219 95L220 94H218V97H219ZM222 95H223V93H222ZM221 95V96H222ZM225 95H226V93H225ZM240 95H242V93L240 94ZM244 95V94H243ZM250 95V94H249ZM252 95H254V94H252ZM36 96H39V98L37 99V97ZM118 96H119V93H118ZM154 96V97H153ZM212 96V95H211ZM214 96V95H213ZM212 96V97H213ZM221 96L219 97L220 99H221ZM228 96V95H227ZM231 96H232V94H231ZM237 96V95H236ZM103 97V98H104ZM235 97V96H234ZM240 97V96H239ZM242 97V96H241ZM259 97V96H258ZM105 98L103 99V100H105ZM118 98V97H117ZM209 98V97H208ZM215 98V97H214ZM216 98H217V96H216ZM215 98V99H216ZM236 98V97H235ZM253 98H254V96H253ZM99 99H100V96H99ZM215 99H213V100H215ZM227 99V98H226ZM233 99V98H232ZM238 99V98H237ZM243 99V98H242ZM252 99V98H251ZM102 100V101H103ZM208 100V99H207ZM210 100H211V98H210ZM216 100H218V99H216ZM228 100V99H227ZM230 100V99H229ZM236 100V99H235ZM241 100V99H240ZM248 100V99H247ZM257 100V99H256ZM114 101V100H113ZM197 101H199V102H197ZM202 101V100H201ZM212 101V100H211ZM223 101H224V99H223ZM238 101V100H237ZM236 101V102H237ZM250 101V100H249ZM105 102V101H104ZM106 102H107V100H106ZM108 102V103H109ZM167 102H169V103H167ZM207 102V101H206ZM214 102V101H213ZM254 102H255V100H254ZM102 103V102H101ZM112 103V102H111ZM204 103H205V101H204ZM208 103V102H207ZM221 102L219 101V104H220ZM226 102H224V104H225ZM238 103H239V101H238ZM246 103H247V101H246ZM245 103V104H246ZM259 103V102H258ZM258 103H256V104H258ZM93 104H94V102H93ZM104 104V103H103ZM116 103H112L111 105H115ZM83 105V106H84ZM96 105V104H95ZM99 105H100V103H99ZM105 105H106V103H105ZM109 105H110V103H109ZM221 105V104H220ZM219 105V106H220ZM226 105V104H225ZM237 105V104H236ZM262 105V104H261ZM32 106V105H31ZM63 106H67L68 107V109H66L65 107V109L66 110H68V111H66V113H62V107ZM97 106H98V104H97ZM97 106H94L93 108H90V109H87V108H85L89 113H92V114H94V112H96V109H99V108H97ZM214 106H215V104H214ZM227 106H230V104H227ZM231 106H232V103H231ZM247 106H248V104H247ZM254 106H255V104H254ZM2 107V106H1ZM6 107V106H5ZM20 107V106H19ZM28 107H30V106H28ZM33 107H35V106H33ZM85 107V106H84ZM92 107V106H91ZM104 107V106H103ZM113 106H111V108H112ZM123 107V108H124ZM160 107V106H159ZM239 106H237V108H238ZM8 108V107H7ZM6 108V109H7ZM23 108V107H22ZM101 108V107H100ZM106 108V107H105ZM109 108V107H108ZM118 108V107H117ZM133 108V109H134ZM163 108H165L164 106H163ZM216 108H218V106L216 107ZM223 108V107H222ZM235 108V107H234ZM241 108V107H240ZM243 108V107H242ZM242 108H241V110H242ZM252 108V107H251ZM250 108V109H251ZM258 108H259V106H258ZM13 109V108H12ZM20 109V108H19ZM19 109H17V110H19ZM27 109V108H26ZM79 109V108H78ZM119 109V108H118ZM126 109H124V110H126ZM202 109V108H201ZM204 109H205V107H204ZM207 109V108H206ZM226 110L228 109V111L230 110H232L231 108H225ZM248 109V108H247ZM256 109V108H255ZM5 110V109H4ZM33 110V109H32ZM82 110V109H81ZM85 110V111H86ZM109 110V109H108ZM117 110V109H116ZM200 110V109H199ZM240 110V111H241ZM15 111V110H14ZM64 111V110H63ZM102 111V110H101ZM110 111H111V109H110ZM113 111V110H112ZM112 111H111V113H112ZM115 111V110H114ZM195 111V112H196ZM215 111V110H214ZM217 111V110H216ZM215 111V112H216ZM229 111V112H230ZM254 111H257V110H253V112ZM11 112V111H10ZM16 112V111H15ZM31 112V111H30ZM29 112V113H30ZM76 112V111H75ZM88 112H87V114H88ZM105 112L106 111H104L103 113L105 114ZM117 112V111H116ZM124 112V111H123ZM122 112V113H123ZM128 112V113H129ZM190 112V113H191ZM227 112V111H226ZM248 112V111H247ZM252 112V113H253ZM7 113V112H6ZM9 113V112H8ZM7 113V114H8ZM20 113V112H19ZM24 113V112H23ZM54 113V112H53ZM106 113H108V112H106ZM110 113V114H111ZM143 113V112H142ZM172 113V112H171ZM173 113H175V112H173ZM183 113V112H182ZM201 113H203V112H201ZM200 113V114H201ZM207 113V112H206ZM218 113V112H217ZM223 113H225V111L223 112ZM233 113V112H232ZM242 113H243V111H242ZM241 113V114H242ZM78 114H79V112H78ZM101 114V113H100ZM104 114H103V116H104ZM115 114V113H114ZM113 114V115H114ZM170 114V113H169ZM184 114V113H183ZM182 114V115H183ZM187 113H185V115H186ZM199 114V113H198ZM197 114V115H198ZM199 114V115H200ZM213 114H214V112H213ZM227 114H231V113H227ZM237 115H238V113H236ZM245 114V113H244ZM256 114V113H255ZM12 115V114H11ZM51 115V114H50ZM55 115V114H54ZM57 115V114H56ZM86 115V114H85ZM90 115V114H89ZM88 115V116H89ZM95 115V114H94ZM93 115V116H94ZM99 115V114H98ZM124 115V114H123ZM184 115V116H185ZM204 115H205V113H204ZM229 115L227 116V117H229ZM236 115V116H237ZM259 115V114H258ZM6 117H7V115H5ZM13 116H14V114H13ZM17 116V115H16ZM19 116V115H18ZM17 116V117H18ZM35 116V115H34ZM44 116V115H43ZM52 116V115H51ZM74 116V115H73ZM105 116H107V115H105ZM119 116V115H118ZM117 116V117H118ZM131 116H134V115H131ZM174 114H173V119H174ZM179 116V115H178ZM181 116V115H180ZM190 116V115H189ZM196 116V115H195ZM212 116V115H211ZM239 116V115H238ZM256 116V115H255ZM9 117V116H8ZM8 117H7V119H8ZM33 117V116H32ZM47 117H50V116H47ZM56 117V116H55ZM61 116H59V118H60ZM76 118H77V114H76V116H75ZM95 118H96V116H94ZM124 117V116H123ZM136 118H137V116H135ZM210 117V114H209V116H208V118ZM216 117V116H215ZM223 117V116H222ZM221 117V118H222ZM225 117V116H224ZM226 117V118H227ZM233 117V116H232ZM262 117V116H261ZM260 117V118H261ZM3 118V117H2ZM22 118V117H21ZM38 118V120H39V117H37ZM42 118V117H41ZM58 118V117H57ZM59 118H58V120H59ZM63 118V117H62ZM73 118V117H72ZM98 118V117H97ZM102 118V117H101ZM131 118V117H130ZM129 118V119H130ZM177 118H179V117H177ZM181 118V117H180ZM189 118H191V117H189ZM193 118H195V117H193ZM196 118H200V116L198 117V116H196ZM202 118V117H201ZM200 118V119H201ZM236 118V117H235ZM238 118V117H237ZM243 118V117H242ZM263 118H264V116H263ZM12 119V118H11ZM15 119V118H14ZM17 119V118H16ZM26 119L28 120L29 118L27 117V118H25V120H24V122L26 121ZM79 119H82L81 117L79 118ZM85 119V118H84ZM104 119H108V117L107 118H104ZM115 120H116V117L114 118ZM147 119V120H148ZM169 119V118H168ZM172 119V120H173ZM200 119H199V121H200ZM203 119H204V117H203ZM211 119V118H210ZM213 119V118H212ZM216 119V118H215ZM219 119V118H218ZM250 119V118H249ZM32 120V119H31ZM34 120V119H33ZM74 120V119H73ZM91 120V119H90ZM99 120V119H98ZM121 120V119H120ZM124 120V119H123ZM158 120V119H157ZM163 120V119H162ZM161 120V121H162ZM175 120V119H174ZM188 120V119H187ZM222 120V119H221ZM262 120V119H261ZM9 121V120H8ZM8 121H6V122H8ZM41 121V120H40ZM55 121V120H54ZM60 121V120H59ZM58 121V122H59ZM65 121V120H64ZM93 121V120H92ZM119 121V120H118ZM129 121V120H128ZM139 121V120H138ZM155 121V120H154ZM182 121V120H181ZM184 121V120H183ZM186 121V120H185ZM198 121V120H197ZM206 121V123H207V120H204V122ZM210 121V120H209ZM208 121V122H209ZM217 121V120H216ZM248 121V120H247ZM250 121V120H249ZM3 122H5V121H3ZM3 122H2V124H3ZM11 122V121H10ZM10 122L8 123V124H10ZM13 122H14V120H13ZM23 122V121H22ZM28 122H30V121H28ZM33 122V121H32ZM57 122V123H58ZM72 122V121H71ZM156 122V121H155ZM160 122V121H159ZM175 122V121H174ZM219 122V121H218ZM231 122V121H230ZM229 122V123H230ZM242 122V121H241ZM256 122V121H255ZM259 122V121H258ZM51 123V122H50ZM56 123V122H55ZM63 123V122H62ZM75 122H73V124H74ZM78 123V122H77ZM80 123V122H79ZM173 123V122H172ZM194 123H197V122H194ZM202 123V122H201ZM214 123V122H213ZM221 123H222V121H221ZM221 123L220 124H218V125H221ZM226 123V122H225ZM238 123V122H237ZM253 123V122H252ZM14 124V123H13ZM17 124V123H16ZM26 124V123H25ZM34 124V123H33ZM32 124V125H33ZM37 124H38V122H37ZM41 124V123H40ZM47 124V123H46ZM54 124V123H53ZM61 124V123H60ZM68 124V123H67ZM86 124H87V126H89V127H92V128H97V129H99V130H101V132L106 136V138H107V140H108V143H109V148H110V152H111V154L115 157V161L114 162H119V161H122V160H126V159H129V157L130 156H135V155H137V154H135L136 152H138V150H139V148L141 147V145H138V146H140V147H138V146H136L135 148L134 147H127L126 145H125V142H124V139H123V137L115 130V129H112V128H110V127H108V126H104V125H100V126H96L95 124H93V122H90L89 120H86ZM104 124V123H103ZM152 124V123H151ZM153 124H155V123H153ZM157 124V123H156ZM169 124H170V122H169ZM168 124V125H169ZM177 124V123H176ZM198 124V123H197ZM208 124V123H207ZM210 124H212V123H210ZM227 124H228V122H227ZM226 124V125H227ZM234 125H236L235 123H233ZM260 124V123H259ZM4 125V124H3ZM11 125V124H10ZM22 125V124H21ZM27 125V124H26ZM26 125H24V126H26ZM36 125V124H35ZM50 125V124H49ZM76 125V124H75ZM80 125V124H79ZM97 125H99V124H97ZM131 125V124H130ZM146 125V124H145ZM160 125V124H159ZM164 126H165V124H163ZM162 125V126H163ZM174 125V124H173ZM179 125H182L181 123L179 124ZM184 125H186V124H184ZM229 125H231V124H229ZM247 125V124H246ZM249 125V124H248ZM254 125V124H253ZM253 125H250V127L249 128H251V126H253ZM258 125V124H257ZM6 126V125H5ZM4 126V127H5ZM16 126V125H15ZM23 126V125H22ZM47 126V125H46ZM53 126V125H52ZM148 126H149V124H148ZM175 126H177V125H175ZM203 126V125H202ZM207 126V125H206ZM211 126V125H210ZM212 126H215V125H212ZM255 126V125H254ZM260 126V125H259ZM258 126V127H259ZM1 127V126H0ZM12 127V126H11ZM28 127V126H27ZM26 127V128H27ZM29 127H31V126H29ZM79 127V126H78ZM155 127V126H154ZM160 126H158V128H159ZM171 127V126H170ZM169 126L167 127V129L169 128V130L171 129ZM178 127V126H177ZM191 127H193V126H191ZM199 127V126H198ZM208 127V126H207ZM220 128H221V126H219ZM228 127V126H227ZM236 127V126H235ZM243 127V126H242ZM241 127V128H242ZM14 128V127H13ZM18 128V127H17ZM16 128V129H17ZM25 128V129H26ZM51 128V127H50ZM68 128H71V127H68ZM156 128V127H155ZM175 128V127H174ZM202 128V127H201ZM200 128V129H201ZM216 128H218L217 126H216ZM223 128V127H222ZM225 128V127H224ZM239 128V127H238ZM246 128V127H245ZM35 129H37V128H35ZM133 129H135V127L133 128ZM154 129V128H153ZM160 129V128H159ZM166 129V128H165ZM172 129H173V127H172ZM181 129H183V128H181ZM189 129V128H188ZM191 129L192 128H190V131H191ZM193 129H195V128H193ZM215 129V128H214ZM230 129V128H229ZM3 130V129H2ZM17 130H20L19 128L17 129ZM40 130V129H39ZM130 130H132V129H130ZM137 130V129H136ZM140 130H141V128H140ZM151 130V129H150ZM187 130V129H186ZM197 130V129H196ZM203 130H204V128H203ZM231 130H232V128H231ZM256 130V129H255ZM262 130V129H261ZM11 131V130H10ZM16 131V130H15ZM29 131V130H28ZM28 131L26 130V132L25 133H28ZM35 131V130H34ZM159 131V130H158ZM161 131V130H160ZM177 131H180V130H177ZM218 131V130H217ZM224 131V130H223ZM222 131V132H223ZM227 131H230V130H228L227 129ZM242 131V130H241ZM240 131V132H241ZM1 132V131H0ZM3 132H5V130L3 131ZM3 132H1L2 134H3ZM14 132V131H13ZM71 132V131H70ZM77 132V131H76ZM134 132H135V130H134ZM139 132V131H138ZM151 132V131H150ZM155 132V131H154ZM163 132V131H162ZM167 132V131H166ZM189 132V131H188ZM220 131H218V132H216V133H219ZM245 132V131H244ZM248 132V131H247ZM263 132V131H262ZM261 132V133H262ZM16 133V132H15ZM39 133V132H38ZM72 133V132H71ZM70 133V134H71ZM74 133V132H73ZM142 133V132H141ZM140 133V134H141ZM148 133H149V130H148ZM148 133H146V134H148ZM169 133V132H168ZM191 133H193V132H191ZM195 133V132H194ZM200 133H202V132H200ZM214 133V132H213ZM228 133H230V132H228ZM242 133V132H241ZM261 133H259V134H261ZM1 134V135H2ZM139 134V135H140ZM145 134V135H146ZM150 134V133H149ZM196 134V133H195ZM199 134V133H198ZM206 134V133H205ZM212 134V133H211ZM211 134H209V136L211 135ZM247 134H249V133H247ZM253 134V133H252ZM66 135H67V137H68V133H66ZM66 135H64V136H66ZM159 135H161L160 133H159ZM192 135V134H191ZM201 135V134H200ZM217 135V134H216ZM3 136H5V135H3ZM8 136H10L9 135V133H8ZM73 136H75V135H73ZM155 136H157V135H155ZM194 136V135H193ZM208 136V137H209ZM214 136H215V134H214ZM242 136V135H241ZM249 136V135H248ZM13 137V136H12ZM133 137H134V135H133ZM144 137V136H143ZM147 137V136H146ZM148 137H150V136H148ZM151 137H152V135H151ZM201 137V136H200ZM199 137V139H202V138H200ZM216 137V136H215ZM214 137V138H215ZM221 137V136H220ZM233 137V136H232ZM231 137V138H232ZM239 137V136H238ZM237 137V138H238ZM137 138V137H136ZM154 138V137H153ZM166 138V137H165ZM213 138V139H214ZM259 139H260V137H258ZM258 138H256V139H258ZM2 139V138H1ZM6 139H7V137H6ZM149 139H151V138H149ZM156 139V138H155ZM194 139V138H193ZM220 139V138H219ZM223 140H224V138H222ZM252 139V138H251ZM254 139H255V137H254ZM9 140V139H8ZM25 140V139H24ZM144 140V139H143ZM208 140V139H207ZM215 140V139H214ZM213 140V141H214ZM226 140V139H225ZM234 140V139H233ZM235 140H237V139H235ZM240 140H241V137H240ZM239 140V141H240ZM5 141V142H4ZM4 144H3V142H2V146H0V148H2L3 150L4 149H6V148H8V147H10V145H11V143L13 142V141H6L5 140V138H4ZM19 141H21V142H23L22 140H19ZM150 141V140H149ZM148 141V142H149ZM152 141V140H151ZM153 141H155V140H153ZM192 141V140H191ZM198 141V140H197ZM209 141H211V140H209ZM227 141H228V139H227ZM248 141H250V139L248 140ZM167 142V141H166ZM179 142V141H178ZM217 142V141H216ZM233 142V141H232ZM243 142H244V140H243ZM247 142V141H246ZM252 141H250V143H251ZM151 143V142H150ZM149 143V144H150ZM186 143V142H185ZM214 143H215V141H214ZM220 144H222L221 142H219ZM230 143V142H229ZM258 143H261L260 141L258 142ZM20 144H22V143H20ZM19 144V145H20ZM137 144H139V143H137ZM143 144V143H142ZM165 144V143H164ZM205 144V143H204ZM208 144V143H207ZM226 144V143H225ZM224 144V145H225ZM253 144V143H252ZM254 144H256V143H254ZM23 145V144H22ZM133 145V144H132ZM178 145V144H177ZM192 145V143L190 144V146ZM194 145V144H193ZM201 145V144H200ZM211 145V144H210ZM215 145V144H214ZM243 145V144H242ZM248 145V144H247ZM251 145V144H250ZM249 145V146H250ZM257 145V144H256ZM264 145V144H263ZM167 146V145H166ZM189 146V147H190ZM199 146V145H198ZM249 146H247V147H249ZM253 146V145H252ZM255 146V145H254ZM262 146V145H261ZM183 147V146H182ZM195 147V146H194ZM200 147V146H199ZM203 148L204 147H206V146H202ZM209 147V146H208ZM225 147H226V145H225ZM250 148H252V147H250ZM31 149V148H30ZM143 148H141V150H142ZM190 149V148H189ZM200 149V148H199ZM202 149V148H201ZM209 149V148H208ZM211 149V148H210ZM219 149H221V148H219ZM227 149V148H226ZM257 149H259V148H257ZM27 150V149H26ZM179 150V149H178ZM215 150H217V149H215ZM214 150V151H215ZM222 150V149H221ZM225 150V149H224ZM253 150V149H252ZM29 151V150H28ZM223 151V150H222ZM250 151V150H249ZM262 151V150H261ZM23 152V151H22ZM24 152H25V150H24ZM23 152V153H24ZM43 152V151H42ZM157 152V151H156ZM199 152V151H198ZM217 152H219V150L217 151ZM224 152H226V151H224ZM251 152V151H250ZM256 152V151H255ZM7 153V152H6ZM10 153V152H9ZM8 153V154H9ZM19 153V152H18ZM26 153H27V151H26ZM185 153H186V151H185ZM192 153V152H191ZM197 153V152H196ZM204 153V152H203ZM229 153H230V150H229ZM232 153V152H231ZM230 153V154H231ZM238 153V152H237ZM260 153V152H259ZM25 154V153H24ZM111 154H109V155H111ZM135 154V155H134ZM181 154H182V152H181ZM213 154H215V153H213ZM218 154V153H217ZM228 154V153H227ZM256 154H258V153H256ZM256 154H253V155H256ZM17 155V154H16ZM22 155V154H21ZM140 155V154H139ZM150 155V154H149ZM177 155V154H176ZM175 155V156H176ZM189 155V154H188ZM209 155H211V154H209ZM209 155H208V157H209ZM221 155H223V153H221ZM247 155H248V153H247ZM251 155V154H250ZM252 155V156H253ZM34 156H36V154L34 155ZM179 156V155H178ZM198 156H200L201 157V154L200 155H198ZM213 156V155H212ZM215 156V155H214ZM235 156V155H234ZM242 156V155H241ZM258 156V155H257ZM2 157V156H1ZM18 157V156H17ZM26 157V156H25ZM110 157V156H109ZM108 157V158H109ZM219 157V156H218ZM248 157V156H247ZM19 158V157H18ZM17 158V159H18ZM28 158V157H27ZM32 158V157H31ZM34 158V157H33ZM137 158V157H136ZM205 158V157H204ZM210 158H211V156H210ZM213 158V157H212ZM217 158V157H216ZM221 158H222V156H221ZM229 158V157H228ZM22 159V158H21ZM46 159V158H45ZM202 159V158H201ZM207 159V158H206ZM209 159V158H208ZM208 159H207V161H208ZM253 159V158H252ZM151 160V159H150ZM172 160H174V159H172ZM171 160V161H172ZM188 160H189V158H188ZM194 160V159H193ZM192 160V161H193ZM215 160V159H214ZM218 160V159H217ZM216 160V161H217ZM226 160V159H225ZM224 160V161H225ZM16 161V160H15ZM14 161V162H15ZM33 161H34V159H33ZM112 161H113V158H112ZM215 161V162H216ZM258 161V160H257ZM29 162V161H28ZM126 162V164H127V160L125 161ZM157 162V161H156ZM181 162V161H180ZM186 162H187V160H186ZM217 162H219V161H217ZM226 162H227V160H226ZM110 163H111V161H110ZM150 163H151V161H150ZM185 163V162H184ZM201 163V162H200ZM228 163V162H227ZM36 164H37V162H36ZM156 164V163H155ZM202 164V163H201ZM200 164V165H201ZM205 164V163H204ZM230 164V163H229ZM256 163H254V165H255ZM261 164V163H260ZM38 165H41V164H38ZM53 165V164H52ZM72 165H74V164H72ZM128 166H130L129 165V163L127 164ZM158 165V164H157ZM157 165H156V168H157ZM175 165V164H174ZM188 165V164H187ZM222 165V164H221ZM220 165V166H221ZM56 166V165H55ZM150 166V165H149ZM148 166V167H149ZM152 166V165H151ZM210 166H212V165H210ZM209 166V167H210ZM257 166V165H256ZM158 167H160V166H158ZM181 167V166H180ZM216 167V166H215ZM223 167V166H222ZM225 167V166H224ZM223 167V168H224ZM255 167V166H254ZM258 167V166H257ZM10 168V167H9ZM76 168V167H75ZM130 168H132V166L130 167ZM150 168V167H149ZM148 168V169H149ZM153 168V167H152ZM152 168H150V169H152ZM156 168H154V172H155V170H157ZM191 168V167H190ZM189 168V169H190ZM204 168V167H203ZM43 169H44V167H43ZM71 170H72V168H70ZM188 169V168H187ZM188 169V170H189ZM201 169V168H200ZM207 169V168H206ZM21 170V169H20ZM141 170V169H140ZM223 170V169H222ZM234 170V169H233ZM251 170V169H250ZM255 170V169H254ZM132 171H134V170H132ZM151 171H153V169L151 170ZM161 171V170H160ZM170 171V170H169ZM168 171V172H169ZM181 171V170H180ZM195 171V170H194ZM204 171V170H203ZM207 171V170H206ZM206 171H205V173H206ZM215 171H217L216 169H215ZM220 171V170H219ZM218 171V172H219ZM236 171V170H235ZM42 172H44V171H42ZM130 172H131V169H130ZM149 172V171H148ZM182 172V171H181ZM193 172V171H192ZM196 172V171H195ZM202 172V170H199V168H198V171L196 172L198 175H200V174H202L201 173ZM222 172V171H221ZM247 173H249V171L247 170L246 171ZM245 172V173H246ZM18 173V172H17ZM16 173V174H17ZM21 173V172H20ZM65 173V172H64ZM69 173V172H68ZM137 173V172H136ZM143 173V172H142ZM152 173V172H151ZM180 173V172H179ZM179 173H176L175 171H170L169 173H167L166 175H164L163 177H162V173H159L158 174V176H156V174H155V176H153V178L152 179H150L149 181H146V180H148L151 176H144V177H146V178H141V181H140V179H139V181H137V182H139V183H144V187H145V191L146 192H148V193H152V194H154L155 195V198L153 199V200H156L159 204H160V206L162 207V210L164 209L165 211H171V213L173 214V215H177V216H182L179 212V210L176 208L177 206V200H178V198L180 197V195H182L183 193H185L184 191H185V188H184V190L182 191V188H183V186L185 187V184L183 183L184 181H187V180H184V178H183V181H182V174L180 175L181 176V178H180V176H178L179 175ZM223 173V172H222ZM147 174H150V173H147ZM185 174V173H184ZM191 174V173H190ZM212 174V173H211ZM215 174V173H214ZM213 174V175H214ZM263 174V173H262ZM5 175V174H4ZM3 175V176H4ZM7 175V174H6ZM34 175V174H33ZM64 175V174H63ZM65 175H66V173H65ZM83 175V174H82ZM138 175H139V173H138ZM138 175H135V176H138ZM152 175V174H151ZM194 175H195V173H194ZM193 175V176H194ZM206 175V174H205ZM223 175V174H222ZM230 175V174H229ZM228 175V176H229ZM1 176H2V174H1ZM31 176V175H30ZM36 176V175H35ZM35 176H33V177H35ZM162 178H161V177ZM188 176V175H187ZM197 176V175H196ZM208 176V175H207ZM216 176V175H215ZM249 176V175H248ZM27 177V176H26ZM37 177V176H36ZM106 177V176H105ZM139 177H142V176H139ZM149 177V178H148ZM191 177V176H190ZM202 177V176H201ZM205 177V176H204ZM203 177V178H204ZM231 177V176H230ZM1 178V177H0ZM23 178H24V176H23ZM85 178V177H84ZM84 178H83V180H84ZM127 178V177H126ZM159 178H161V179H159ZM193 178V177H192ZM202 178V179H203ZM211 178H214V177H211ZM242 178V177H241ZM60 179V178H59ZM82 179V178H81ZM107 179V178H106ZM109 179V178H108ZM122 179V178H121ZM199 179V178H198ZM205 179V178H204ZM227 179V178H226ZM229 179V178H228ZM243 179H244V177H243ZM62 180V179H61ZM76 180V179H75ZM125 180V179H124ZM123 180V181H124ZM129 180V179H128ZM130 180H131V178H130ZM130 180H129V182H130ZM197 180V179H196ZM207 180V179H206ZM209 180H210V178H209ZM214 180V179H213ZM218 180H219V176H218ZM249 180V179H248ZM87 181V180H86ZM108 181V180H107ZM107 181H105V183L107 182ZM226 181V180H225ZM230 181V180H229ZM240 181H242L241 179H240ZM244 181H246V180H244ZM257 182L259 181V180H256ZM255 181V182H256ZM28 182V181H27ZM64 182V181H63ZM63 182H61V185H62V183ZM90 182V181H89ZM108 182H111V181H108ZM181 182L184 184H181ZM189 182V181H188ZM191 182H193V181H191ZM191 182H190V184H191ZM200 182V181H199ZM217 182V181H216ZM78 183V182H77ZM86 183V182H85ZM132 183H136V181L135 182H132ZM139 183H137L136 185H139ZM186 183V182H185ZM203 183H204V181H203ZM206 183V182H205ZM241 183V182H240ZM245 183V182H244ZM244 183H243V185H244ZM15 184V183H14ZM60 184V183H59ZM69 184H70V182H69ZM81 184V183H80ZM108 184V183H107ZM109 184H111V183H109ZM129 184V183H128ZM195 184H196V182H195ZM194 184V185H195ZM221 184V183H220ZM224 184V183H223ZM248 184V183H247ZM254 184V183H253ZM86 185H88V183L86 184ZM141 185V184H140ZM183 185V186H182ZM207 185V184H206ZM210 185V184H209ZM212 185V184H211ZM215 185V184H214ZM217 185V184H216ZM239 184H237L236 186H238ZM89 186V185H88ZM128 186H132V185H128ZM141 186H143V184L141 185ZM140 186V187H141ZM240 186V185H239ZM238 186V187H239ZM246 186V185H245ZM256 186V185H255ZM59 187V186H58ZM81 187V186H80ZM83 187V186H82ZM109 187V186H108ZM113 186H111V188H112ZM133 187V186H132ZM139 187V188H140ZM195 187V186H194ZM199 187V186H198ZM206 187V186H205ZM212 187V186H211ZM216 187V186H215ZM242 187V186H241ZM247 187V186H246ZM2 188V187H1ZM0 188V189H1ZM30 188V187H29ZM28 188V189H29ZM32 188V187H31ZM78 188H79V186H78ZM121 188V187H120ZM191 188H192V186H191ZM200 188V187H199ZM219 188V187H218ZM218 188H216V189H218ZM240 188V187H239ZM86 189V188H85ZM116 189V188H115ZM126 189V188H125ZM125 189H123L124 191H125ZM137 189V188H136ZM196 189V188H195ZM194 189V190H195ZM221 189H223V187L221 188ZM244 189V188H243ZM36 190V189H35ZM73 190V189H72ZM78 190V189H77ZM89 190V189H88ZM114 190V189H113ZM122 190V191H123ZM144 190V189H143ZM142 190V191H143ZM187 190V189H186ZM208 190V189H207ZM238 190V189H237ZM246 190H247V188H246ZM245 190V191H246ZM2 191V190H1ZM16 190H14V192H15ZM38 191V190H37ZM90 191H92V190H90ZM145 191H143V192H145ZM181 191L183 192L182 194H181ZM192 191V190H191ZM199 191H201V190H199ZM214 191V190H213ZM3 192H4V190H3ZM25 192H28V191H26L25 190ZM31 192V191H30ZM39 192V191H38ZM69 192V191H68ZM116 192H117V190H116ZM115 192V193H116ZM202 192H205L206 193V191H204V189L201 191V193ZM235 192H237V191H235ZM238 192H240V190L238 191ZM242 192V191H241ZM5 193V192H4ZM9 193H10V191H9ZM41 193V192H40ZM72 193V192H71ZM70 193V194H71ZM189 193V192H188ZM243 193V192H242ZM65 194V193H64ZM84 194V193H83ZM141 194V193H140ZM151 194V195H152ZM217 194H218V191H217ZM220 194H222V193H220ZM219 194V195H220ZM226 194H228V193H226ZM233 194V193H232ZM240 194V193H239ZM52 195V194H51ZM86 195H89V192H88V194H86ZM100 195H101V193H100ZM99 195V196H100ZM196 195V194H195ZM206 195V194H205ZM234 195V194H233ZM236 195V194H235ZM61 196H63V194L61 195ZM67 196H69L70 197V195L68 194ZM72 196V195H71ZM150 196V195H149ZM203 196V195H202ZM215 196H216V194H215ZM237 196V195H236ZM22 197V196H21ZM85 197V196H84ZM89 197V196H88ZM192 197H193V195H192ZM211 197V196H210ZM81 198V197H80ZM86 198V197H85ZM148 198V197H147ZM181 198V197H180ZM179 198V199H180ZM189 198H191V197H189ZM195 198V197H194ZM203 198H205V197H203ZM214 198V197H213ZM215 198H217V196L215 197ZM69 199V198H68ZM67 199V200H68ZM82 199H83V197H82ZM100 199V198H99ZM187 198H185V200H186ZM199 199H200V197H199ZM208 199V198H207ZM206 199V200H207ZM227 199H229V197L227 198ZM231 199V198H230ZM232 199H234V198H232ZM61 200V199H60ZM66 200V199H65ZM87 200V199H86ZM93 200V199H92ZM95 200V199H94ZM190 200V199H189ZM197 200V199H196ZM208 200H210V199H208ZM212 200V199H211ZM213 200H215V199H213ZM62 201V200H61ZM60 201V202H61ZM76 201V200H75ZM74 201V202H75ZM79 201V200H78ZM85 201V200H84ZM90 201H91V199H90ZM89 201V202H90ZM98 200H96V202H97ZM147 201H148V199H147ZM156 201H150V202H152V203H155ZM203 201V200H202ZM201 201V202H202ZM221 201V200H220ZM228 201V200H227ZM231 201V200H230ZM233 201V200H232ZM72 202V201H71ZM80 202H81V199H80ZM92 202V201H91ZM90 202V203H91ZM104 202V201H103ZM190 202V201H189ZM197 202H198V200H197ZM196 202V203H197ZM226 202V201H225ZM224 202V203H225ZM84 203V202H83ZM93 203H95L94 201H93ZM99 203V202H98ZM146 203V202H145ZM203 203V202H202ZM201 203V204H202ZM217 203V202H216ZM223 203V202H222ZM230 203V202H229ZM228 203V204H229ZM76 204V203H75ZM188 204V203H187ZM194 204H195V202H194ZM67 205V204H66ZM65 205V206H66ZM78 205V204H77ZM92 205V204H91ZM90 204H88V206H91ZM223 205V204H222ZM227 205V204H226ZM225 205V206H226ZM76 206V205H75ZM74 206V207H75ZM86 206V205H85ZM148 206V205H147ZM194 206V205H193ZM193 206H190V207H193ZM200 206V205H199ZM207 206V205H206ZM231 206V205H230ZM78 207V206H77ZM83 207V206H82ZM93 207V206H92ZM204 206H202V208H203ZM211 207V206H210ZM232 207V206H231ZM88 208H90V207H88ZM94 208V207H93ZM186 208H189V206H187ZM201 208V209H202ZM214 208H215V205H214ZM239 208V207H238ZM75 209H77V208H75ZM96 209V208H95ZM158 209V208H157ZM194 209V208H193ZM195 209H197V208H195ZM204 209H207L206 207L204 208ZM219 209H222L221 207L219 208ZM218 209V210H219ZM224 209H226L225 207L223 208V210ZM229 209V208H228ZM236 209V208H235ZM240 209V208H239ZM242 209V208H241ZM92 210V209H91ZM90 210V211H91ZM200 210V209H199ZM199 210H198V212H199ZM208 210V209H207ZM212 210V209H211ZM211 210H209V211H211ZM227 210V209H226ZM225 210V211H226ZM69 211H71V210H69ZM75 211V210H74ZM80 211V210H79ZM83 211H84V209H83ZM156 211V210H155ZM158 211V210H157ZM195 210H193V212H194ZM202 211V210H201ZM200 211V212H201ZM214 212L216 211V209L215 210H213ZM212 211V212H213ZM235 211V210H234ZM19 212V211H18ZM72 212H73V209H72ZM71 212V213H72ZM103 212V211H102ZM197 212V211H196ZM212 212L210 213V214H212ZM223 212V211H222ZM230 212V211H229ZM235 212H237V211H235ZM162 213V212H161ZM163 213H165V212H163ZM185 212H183V214H184ZM225 213V212H224ZM78 214V213H77ZM80 214H81V212H80ZM92 214V213H91ZM188 214V213H187ZM186 214V215H187ZM189 214H191L190 212H189ZM200 214V213H199ZM205 214H207V212L205 213ZM219 214V213H218ZM229 214V213H228ZM39 215V214H38ZM69 215H70V213H69ZM72 215V214H71ZM74 215H76L75 213H74ZM163 215V214H162ZM168 215V214H167ZM186 215H185V217H186ZM191 215H193V214H191ZM222 215H223V213H222ZM221 215V216H222ZM233 217H235V215H233V213L231 214ZM41 216V215H40ZM39 216V217H40ZM184 216V215H183ZM194 216V219H199V220H201L200 219V217L202 218V215L200 216V215H193ZM72 217V216H71ZM74 217V216H73ZM81 217V216H80ZM79 217V218H80ZM167 217H169V215L167 216ZM192 217V216H191ZM262 217H263V215H262ZM261 217V218H262ZM78 218V219H79ZM84 218V217H83ZM173 218V217H172ZM179 218V217H178ZM236 218V217H235ZM35 219V218H34ZM40 218H38V220H39ZM80 219H82V218H80ZM80 219L78 220V221H80ZM189 219V218H188ZM203 219V218H202ZM23 220V219H22ZM36 220V219H35ZM41 220V219H40ZM70 220H72V218L70 219ZM77 220V219H76ZM92 220V219H91ZM172 220V219H171ZM235 221L237 220V219H234ZM240 220V219H239ZM37 221V220H36ZM90 221V220H89ZM173 221H175L174 219H173ZM205 221H208V220H204L203 222H205ZM264 221V220H263ZM39 221H37L36 223H38ZM74 222V221H73ZM77 222V221H76ZM75 222V223H76ZM81 222V221H80ZM83 222V221H82ZM81 222V223H82ZM85 222H86V220H85ZM200 222V221H199ZM199 222H198V224H199ZM203 222H200V223H203ZM210 222H212V220L210 221ZM234 222V221H233ZM242 222V221H241ZM261 222V221H260ZM22 223H24V222H22ZM27 223H29V222H27ZM89 223V222H88ZM213 223V222H212ZM236 223V222H235ZM261 223H263V222H261ZM260 223V224H261ZM32 224V223H31ZM33 224H35V222L33 223ZM38 224H40V223H38ZM84 224H86V223H83L82 225H84ZM174 224V223H173ZM180 224V223H179ZM196 224V223H195ZM208 224V223H207ZM246 224V223H245ZM26 225V224H25ZM28 225V224H27ZM171 225V224H170ZM170 225H169V232H167L166 234H165V236H164V239L163 240H165L164 241V243L162 244V246H161V248H160V250H161V258L163 259L162 261L160 260V263L159 264H187L188 263V261H190V259H192L193 257H196L197 258V254H198V252L196 253V252H194L193 250H192V247L191 246H187V245H185V244H183V242H181V238L182 239H184V228H183V226L182 227H180V225H178V224H176L175 225V227L174 228H172V229H170ZM211 225V224H210ZM39 226V225H38ZM74 226H76V225H74ZM77 226H78V224H77ZM76 226V227H77ZM87 226H89V225H87ZM174 226V225H173ZM235 226H237V225H235ZM24 227V226H23ZM28 227V226H27ZM32 227V226H31ZM36 227V226H35ZM42 227V226H41ZM85 227V226H84ZM90 227V226H89ZM210 227V226H209ZM81 228V227H80ZM80 228H79V230H80ZM184 229V230H182V229ZM31 229V228H30ZM88 230H89V228H87ZM92 229V228H91ZM21 230V229H20ZM72 230V229H71ZM87 230V231H88ZM95 230V229H94ZM220 230V229H219ZM241 230V229H240ZM244 230V229H243ZM250 230V229H249ZM39 231V230H38ZM85 231V230H84ZM96 231V230H95ZM247 231V230H246ZM251 231H253L252 229H251ZM19 232V231H18ZM27 232V231H26ZM79 232V231H78ZM208 232V231H207ZM217 232H218V230H217ZM17 233V232H16ZM28 233V232H27ZM89 233V232H88ZM92 233V232H91ZM113 233V232H112ZM184 233V234H183ZM219 233V232H218ZM234 233V232H233ZM19 234V233H18ZM24 234V233H23ZM76 234V233H75ZM83 234V233H82ZM221 234V233H220ZM15 235V237H17L16 236V234H14ZM13 235V236H14ZM78 235V234H77ZM76 235V236H77ZM223 235V234H222ZM234 235V234H233ZM240 235V234H239ZM2 236V235H1ZM105 237H106V235H104ZM251 236H253V235H251ZM12 237V236H11ZM232 237V236H231ZM230 237V238H231ZM234 237V236H233ZM248 237V236H247ZM250 237V236H249ZM81 238V237H80ZM80 238H78V239H80ZM234 238H236V237H234ZM244 238H246V237H244ZM106 239H108V237L107 238H103V236H102V238L99 240L98 239V254H101V253H103V252H105V245H106ZM1 240V239H0ZM13 240V239H12ZM178 240H180V242L178 241ZM24 241V240H23ZM234 242L236 241V240H233ZM4 242V241H3ZM237 245V244H236ZM204 247V246H203ZM202 247V248H203ZM94 250V249H93ZM108 250V249H107ZM106 250V251H107ZM201 251V250H200ZM108 252V251H107ZM202 253V252H201ZM91 255V254H90ZM95 255V254H94ZM197 255V256H196ZM96 256V255H95ZM102 256V255H101ZM198 257H200V256H198ZM92 258V257H91ZM95 259H96V257H94ZM203 258V257H202ZM13 259V258H12ZM94 260V259H93ZM92 261V260H91ZM202 261V260H201ZM10 262V261H9ZM197 262V261H196ZM199 262L200 261H198V264H199ZM203 262H204V260H203ZM203 262L201 263V264H203ZM2 263V262H1ZM102 263H103V261H102ZM213 263V262H212ZM214 264V263H213Z\"/></svg>",
    "mask_w": 264,
    "mask_h": 264
}]
</instances>
